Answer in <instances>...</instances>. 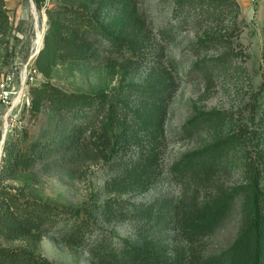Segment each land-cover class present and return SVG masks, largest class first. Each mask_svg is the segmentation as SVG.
Masks as SVG:
<instances>
[{"label":"rangeland","instance_id":"374dc122","mask_svg":"<svg viewBox=\"0 0 264 264\" xmlns=\"http://www.w3.org/2000/svg\"><path fill=\"white\" fill-rule=\"evenodd\" d=\"M5 1L10 28L0 34V170L17 129L27 130L26 144L39 149L30 168L0 175V198L6 192L78 209L93 224L82 241L71 236L72 218L41 235L0 237V246L49 264H100L91 248L104 238L123 257L119 264H230V247L250 216L249 153L259 150L264 164V0H236L239 9L214 23L175 15V0H136L127 12L122 0L101 1L95 25L101 33L88 37L85 53L59 62L50 81L67 91H115L129 117L153 115L162 130L156 147L136 130L128 133L108 159L94 145L90 115L65 116L50 106L35 116L27 110L29 86L44 81L29 77L48 26L46 10L62 0ZM131 15L139 26L128 35L144 46L139 57L116 53L102 35ZM199 152L206 155L202 165L193 157ZM106 202L118 211L98 209Z\"/></svg>","mask_w":264,"mask_h":264},{"label":"trees","instance_id":"16d2710c","mask_svg":"<svg viewBox=\"0 0 264 264\" xmlns=\"http://www.w3.org/2000/svg\"><path fill=\"white\" fill-rule=\"evenodd\" d=\"M103 0H62L56 8L47 9L48 26L44 34V45L35 57L34 67L40 72L44 81L30 85L28 88L29 114L35 116L50 106L53 111L65 116L87 117L97 129L94 133V145L104 159L109 153L116 150L119 141L127 138L128 133H134L152 147L158 146L162 130L158 128L159 120L153 115L141 120L139 114L129 117V110L124 96L107 90L96 93L67 91L50 81L59 62L71 57H79L89 47L88 37L101 33L98 24L99 10ZM122 12H127L130 5L136 0H122ZM232 8V9H231ZM236 0H175L174 14L186 16L195 15L194 23L207 20L210 23L222 21L232 11L238 10ZM125 14V13H124ZM110 24L102 35L112 42L114 51L119 54H132L139 57L143 54L144 46L128 35L139 25L133 16ZM121 25V26H118ZM9 17L5 0H0V34L9 30ZM148 94L152 88H143ZM258 98L250 102V112L257 109ZM256 121L251 119V128H248L249 138L255 151L254 138ZM129 125H133L129 127ZM28 133L25 129H17L6 150L0 175L11 177L20 168H30L39 149L37 143L27 145ZM198 165L204 164L206 155L199 152L195 156ZM248 172L250 176L249 192L250 206L249 219L240 235L230 247V264H264V164L260 162V152L256 150L248 157ZM194 168L193 166L191 167ZM119 206L106 202L101 208L104 212L118 211ZM85 211L60 207L56 204L36 199L21 198L17 195L2 192L0 198V237L4 239H20L31 232L41 235L54 227L61 220L74 222L70 227L76 233L72 238L85 240L93 222ZM84 214V215H83ZM116 214V213H115ZM117 215V214H116ZM128 248L124 249V252ZM91 253L100 264H113L122 261L120 254L105 243L104 238L94 240ZM0 264H49L48 261L22 249H12L0 246Z\"/></svg>","mask_w":264,"mask_h":264},{"label":"built area","instance_id":"2783aa9c","mask_svg":"<svg viewBox=\"0 0 264 264\" xmlns=\"http://www.w3.org/2000/svg\"><path fill=\"white\" fill-rule=\"evenodd\" d=\"M40 78H42V75L40 74V72L35 67H33L32 72L30 73L29 80L31 82H34ZM2 99L4 102L9 100V92L8 91L4 92Z\"/></svg>","mask_w":264,"mask_h":264},{"label":"water","instance_id":"95a60500","mask_svg":"<svg viewBox=\"0 0 264 264\" xmlns=\"http://www.w3.org/2000/svg\"><path fill=\"white\" fill-rule=\"evenodd\" d=\"M43 45H44V39H43V44H42V46H43ZM40 49H41V48H40ZM40 49L38 50V52L40 51ZM38 52H37V53H38Z\"/></svg>","mask_w":264,"mask_h":264}]
</instances>
